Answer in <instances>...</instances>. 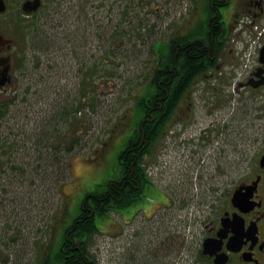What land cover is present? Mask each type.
<instances>
[{
  "label": "flooded vegetation",
  "instance_id": "af4514ba",
  "mask_svg": "<svg viewBox=\"0 0 264 264\" xmlns=\"http://www.w3.org/2000/svg\"><path fill=\"white\" fill-rule=\"evenodd\" d=\"M120 3L127 2L0 0V242L15 231L20 237L25 235L21 241H26L35 200L38 202L34 191L40 190L41 198L50 190V169L57 155L59 160L65 155L67 86L61 77L67 61L80 69V78L98 75L94 64L98 45L93 43L92 61L83 66L76 51L82 35L68 37L71 19L84 26L94 41L99 29L113 31V24L127 29L126 6L112 24L99 18V8L110 12L117 6L119 10ZM159 5L157 10H163V3ZM52 13L60 15L57 43L47 31ZM185 13L178 27L155 39V64L146 82L153 84L144 85L135 105L133 102L116 120L112 130L116 136L111 134L104 142L107 147L102 148V159L111 144L140 138L129 147L130 154L121 157L120 162L125 157L127 172L116 171L118 179H124L123 185L139 187L134 172L140 168L142 177L152 180L146 162L157 144L161 146L158 152L165 153L163 141L170 134L173 147L178 150L177 146L187 144L195 158L206 153L207 157L222 155L228 143L237 152L234 167H230L234 175L214 188L222 193L203 225L190 264H264V0H191ZM143 24L139 21L137 26ZM117 36L112 33L111 37ZM123 42L124 37L119 36L107 54ZM246 100L250 108L243 113ZM244 116L252 126L245 142L240 138ZM187 126L193 133L183 138ZM152 134L157 139L149 144ZM197 171L203 173L204 168ZM218 172L216 168L215 174ZM45 200L46 196L42 198L44 210ZM44 236L43 247L49 233L45 231ZM33 237L30 235V241ZM8 255L3 260L0 257V264L13 262ZM84 262L97 264L95 259Z\"/></svg>",
  "mask_w": 264,
  "mask_h": 264
},
{
  "label": "rangeland",
  "instance_id": "374dc122",
  "mask_svg": "<svg viewBox=\"0 0 264 264\" xmlns=\"http://www.w3.org/2000/svg\"><path fill=\"white\" fill-rule=\"evenodd\" d=\"M125 1L126 5L120 3L119 10L117 6L110 12L99 8V18L112 24V20L122 16L120 11L126 6L124 16L125 19L129 18L127 29H118L114 24L113 31L99 29L94 41L84 26H78L73 22L74 19L70 21L68 37L74 39L82 35L76 51L83 66L92 61L89 55L93 43L94 47L95 43L98 45V58L94 62L98 67V78L92 81L90 75H87L85 82V77L80 78V69H75V64L71 67L69 61L63 69L64 78L61 77L67 86V102H77L82 107L79 115H82L83 122L75 118L74 125L79 130L80 143L73 152L61 156L60 160L56 156L50 169V190L41 198L40 190L34 191V199L38 202L35 200L33 217L28 223L30 235L34 237L30 241L29 235L24 243L21 239H25V235L20 237L16 231L10 233L11 240L10 236L3 237L0 242L1 260L9 254L13 261L10 264H36L35 241L43 242L45 231L50 234L53 217L65 215L64 220L68 222L75 215L80 202H85L84 193L100 187L115 176L119 169L117 153L122 145L111 144L106 151H109L106 158L102 159V148L107 147L103 146L104 142L109 140L111 134L112 138L116 136V131H112L116 129V120L132 106V98L136 97L137 89L150 76L155 61V56L150 52L152 43L178 27L180 20L186 16V7L190 6L191 0ZM160 3H163V10H157ZM59 16V13H52V26L47 28V31H51H48L50 40L55 43L60 35ZM139 21L144 22L141 28L137 26ZM112 33L124 37V42L108 55L105 50L111 47L112 40L113 43L116 40V37L112 39ZM93 52L96 54L95 49ZM93 58L96 59L95 56ZM89 86H92L91 89ZM71 104L66 105V113H70L69 120L66 119L67 125L73 120ZM248 108L250 101L246 100L243 113L248 112ZM245 119L248 118L244 116L243 136L240 137L243 142L252 133V126H248ZM200 121L203 122V119ZM191 133L193 130L187 126L181 135L188 138ZM67 135H71L68 130ZM173 141L170 134L163 141L167 149L165 153L158 152L161 146L157 144L154 154H150L146 162L152 180L160 191L167 194L169 201L165 204L158 198L149 203L148 197H144L129 207L128 214L131 215L109 212L108 217L95 216V223L101 230L93 233L86 242V250L96 258L97 264H190L195 258L203 225L222 193L214 188L221 180L226 181L234 175L230 167H234L237 152L234 153L232 146L227 143V149L222 155L207 157L206 153L195 158L187 144L177 146V150L176 145L173 147ZM64 162L67 163L65 167ZM199 168H204V172H198ZM216 168L220 173L215 174ZM60 180L63 183L59 185ZM45 196L44 210L42 198ZM28 226L20 224L23 229ZM19 232L21 234L20 229ZM16 240H19L18 244Z\"/></svg>",
  "mask_w": 264,
  "mask_h": 264
},
{
  "label": "trees",
  "instance_id": "16d2710c",
  "mask_svg": "<svg viewBox=\"0 0 264 264\" xmlns=\"http://www.w3.org/2000/svg\"><path fill=\"white\" fill-rule=\"evenodd\" d=\"M84 79L86 82V78ZM152 84L153 82H148L145 84V86L150 87ZM141 103L142 101L140 104ZM67 104L70 105L71 102L68 101ZM79 109L82 110V107H79V105L75 107L74 115L71 117L73 118L72 122H70L69 125L66 123L65 156L68 153L73 152L80 143V138H77L78 130H76L74 127L76 124L75 114ZM69 115L70 113H66L67 120L70 118ZM79 121L83 122L82 116ZM67 130L69 133H71L70 137L67 135ZM153 136L154 135L152 134L148 137L149 144L156 141L157 138H155V136L153 138ZM139 140L140 138L127 139V146L118 157L120 173L125 172L128 168L126 161H124L125 157H123L122 162H120L121 157L125 153L130 154L132 150L129 149V147L133 146ZM57 143L58 145L56 147V153H59V139H57ZM57 158L59 157L57 156ZM65 166H67V163L64 162V167ZM139 171L140 168H138L133 174H136L139 187H136L135 183L133 185H123V178L121 181L118 178H113L91 191L89 195H87L83 205L87 208L83 210L81 204L78 205L75 215L72 216L68 222L64 220L63 215L60 217L55 215L53 217L54 221L50 226L49 241L45 242L44 247L42 241H35V245L37 247L36 264H86L84 260L88 261L90 258V253L86 250V242L89 241L93 233L100 232V228L95 223V216L108 217L110 216V211L122 214L128 213V209L131 205L135 204V202L138 200L143 199L147 192L151 193L153 191V181L150 180L149 177H142V173ZM62 182L63 181L60 180L58 184L60 185ZM78 239L81 240V252H79V250L76 248V241ZM87 264L90 263L87 262Z\"/></svg>",
  "mask_w": 264,
  "mask_h": 264
},
{
  "label": "water",
  "instance_id": "95a60500",
  "mask_svg": "<svg viewBox=\"0 0 264 264\" xmlns=\"http://www.w3.org/2000/svg\"><path fill=\"white\" fill-rule=\"evenodd\" d=\"M78 243H80V241H78Z\"/></svg>",
  "mask_w": 264,
  "mask_h": 264
}]
</instances>
